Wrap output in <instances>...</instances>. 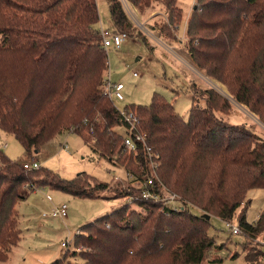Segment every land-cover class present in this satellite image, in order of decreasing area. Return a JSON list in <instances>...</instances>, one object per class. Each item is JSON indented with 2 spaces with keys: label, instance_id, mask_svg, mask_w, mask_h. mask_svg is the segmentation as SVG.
Instances as JSON below:
<instances>
[{
  "label": "trees",
  "instance_id": "obj_1",
  "mask_svg": "<svg viewBox=\"0 0 264 264\" xmlns=\"http://www.w3.org/2000/svg\"><path fill=\"white\" fill-rule=\"evenodd\" d=\"M107 2L114 32L131 36L134 24L122 1ZM128 2L143 15L162 6L159 34L175 39L183 18L177 0ZM198 4L187 22L191 62L264 123V0ZM99 22L96 0H0V128L29 157L63 132L78 134L110 161L120 153L133 184L114 198L132 201L80 228L73 243L84 264H204L216 243L206 215L230 222L249 191L264 189V140L221 119L217 112H229L232 103L213 89L195 92L207 96L206 107L194 96L188 120L154 93L150 105L125 108L138 118L132 128L106 90L108 54ZM127 139L135 145L129 152ZM143 183L154 195L177 194L180 209L144 200ZM45 186L84 199L113 192L86 174L65 180L41 166L26 170L0 148V264L21 240L17 204ZM244 211L242 232L264 242V211L253 224ZM66 255L52 264H64Z\"/></svg>",
  "mask_w": 264,
  "mask_h": 264
},
{
  "label": "rangeland",
  "instance_id": "obj_2",
  "mask_svg": "<svg viewBox=\"0 0 264 264\" xmlns=\"http://www.w3.org/2000/svg\"><path fill=\"white\" fill-rule=\"evenodd\" d=\"M96 2L100 18L96 28L100 31L102 24L106 29H112L107 0ZM177 4L183 10V18L175 31L174 40L159 34V29L166 19L162 6L156 4L153 13L148 11L144 15L129 2L128 6L124 7L135 29L120 49H107L109 67L106 77L110 76L113 82H121L125 86L124 100L114 99L117 108L124 111L132 105H150L154 93H158L188 120L194 96L198 95L197 105L206 107L207 96L203 97L195 92L213 89L232 103L229 112H217V115L230 124L247 126L264 140V123L260 118L250 112L248 107L236 103L222 82L196 69L190 60L186 50L189 44L186 37L187 22L194 8L199 7L198 0H177ZM118 131L126 134L122 128H118ZM0 148L12 161L21 164L37 162L44 169L53 171L65 180L86 174L92 181L106 183L113 188V192L99 193L102 198L84 199L45 186L17 204L21 240L18 246L13 247L6 264H52L62 258L66 251L64 264H84L80 257V246L73 243L80 228L132 201L124 197L114 198L115 191L120 194L133 184L122 164L123 160L118 159V150L112 157L113 161H110L95 154L78 134L63 132L48 142L39 153L29 157L15 137L1 128ZM114 162H118V165ZM94 184L92 183L93 186ZM170 195L175 197L176 201L170 203V206L179 209V196L175 193ZM170 195L166 197L170 198ZM63 205L67 206L68 216L64 220L52 219L50 215ZM132 208L140 210L136 203H133ZM244 209L248 223L257 222L264 211V189L249 191L237 216L230 221L231 226L240 229V234H234L227 222L210 216L209 236L216 243L204 264L214 259H220V264H264V255H259L260 252L264 253L263 237L260 235L251 238L243 233L239 226V217ZM191 211L199 216L202 213L196 207ZM67 243V246L64 245Z\"/></svg>",
  "mask_w": 264,
  "mask_h": 264
},
{
  "label": "built area",
  "instance_id": "obj_3",
  "mask_svg": "<svg viewBox=\"0 0 264 264\" xmlns=\"http://www.w3.org/2000/svg\"><path fill=\"white\" fill-rule=\"evenodd\" d=\"M122 4L124 7L128 6V0H121ZM100 33L101 36L103 38V45L106 49H109L111 47H114L116 49H120V47L122 46L123 42L128 39V35L123 33H116L114 32L113 28L112 29H106L102 24H101V29H100ZM135 76H137V74H135ZM125 86L124 84H122L121 82H113L111 77L109 76V78H107L106 80V90L109 94V96H111L113 99H116L118 101H123L124 100V95H123V90H124ZM121 114L123 116V118L132 126V128H134L136 126V124L138 123V118L131 112L128 110H124L121 111ZM125 145L130 148V149H134L135 145L133 143V141H131L130 139L125 140ZM24 169L26 170H31V169H37L40 167V165L37 162H33V163H24L23 164ZM148 187V183H143L141 188H143V193H142V198L144 200H152L153 202H162L164 205L166 206H170V203H175V197L172 198V196L170 198H167L165 195L164 197L162 196H158V195H154L152 194L149 190H147L146 188ZM169 197V196H168ZM173 208V207H171ZM180 209V206H179ZM68 216L67 214V206L63 205L61 208L56 209L51 215L50 217L52 219H57L60 218L61 220H64L66 217ZM44 217H48L49 216H44ZM228 226L231 227V230L234 234H240L241 231L239 228L235 227V226H231L230 222H227ZM64 244V245H68Z\"/></svg>",
  "mask_w": 264,
  "mask_h": 264
},
{
  "label": "water",
  "instance_id": "obj_4",
  "mask_svg": "<svg viewBox=\"0 0 264 264\" xmlns=\"http://www.w3.org/2000/svg\"><path fill=\"white\" fill-rule=\"evenodd\" d=\"M194 9H196V7ZM210 218H211L210 215H206L207 220H210Z\"/></svg>",
  "mask_w": 264,
  "mask_h": 264
}]
</instances>
